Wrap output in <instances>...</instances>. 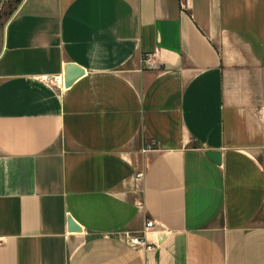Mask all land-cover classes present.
<instances>
[{
	"label": "crops",
	"instance_id": "0c3cea01",
	"mask_svg": "<svg viewBox=\"0 0 264 264\" xmlns=\"http://www.w3.org/2000/svg\"><path fill=\"white\" fill-rule=\"evenodd\" d=\"M0 264H264V0H20Z\"/></svg>",
	"mask_w": 264,
	"mask_h": 264
},
{
	"label": "rangeland",
	"instance_id": "374dc122",
	"mask_svg": "<svg viewBox=\"0 0 264 264\" xmlns=\"http://www.w3.org/2000/svg\"><path fill=\"white\" fill-rule=\"evenodd\" d=\"M20 0H0V48L3 41L4 26Z\"/></svg>",
	"mask_w": 264,
	"mask_h": 264
},
{
	"label": "water",
	"instance_id": "95a60500",
	"mask_svg": "<svg viewBox=\"0 0 264 264\" xmlns=\"http://www.w3.org/2000/svg\"><path fill=\"white\" fill-rule=\"evenodd\" d=\"M81 71H82L81 68L79 66L74 65V64H69L68 66H66V74H65L66 85L70 81H72V79H74V77L77 75V73H79ZM69 228L70 229L79 228V226L77 224H75L74 220L71 217L69 218Z\"/></svg>",
	"mask_w": 264,
	"mask_h": 264
},
{
	"label": "built area",
	"instance_id": "2783aa9c",
	"mask_svg": "<svg viewBox=\"0 0 264 264\" xmlns=\"http://www.w3.org/2000/svg\"><path fill=\"white\" fill-rule=\"evenodd\" d=\"M182 2V1H181ZM183 5V3H182ZM150 58V56H147L146 57V60H148ZM141 172H138L136 174L137 177H140L141 176ZM154 225V221L150 218H148L146 221H145V226L146 227H151ZM128 242H130L131 244H144L146 248H151L152 245L151 244H148L146 243L145 239L142 237V236H136V235H131L129 236L128 238Z\"/></svg>",
	"mask_w": 264,
	"mask_h": 264
}]
</instances>
